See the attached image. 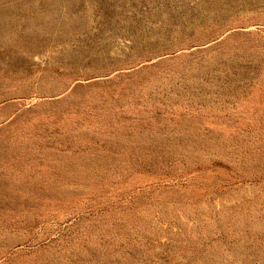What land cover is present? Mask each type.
<instances>
[{"label":"rangeland","instance_id":"rangeland-1","mask_svg":"<svg viewBox=\"0 0 264 264\" xmlns=\"http://www.w3.org/2000/svg\"><path fill=\"white\" fill-rule=\"evenodd\" d=\"M0 264H264V0H0Z\"/></svg>","mask_w":264,"mask_h":264}]
</instances>
